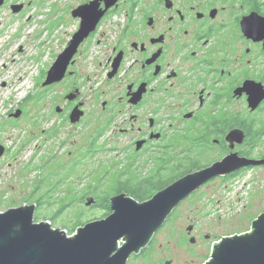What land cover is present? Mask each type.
Returning a JSON list of instances; mask_svg holds the SVG:
<instances>
[{
	"label": "rangeland",
	"instance_id": "374dc122",
	"mask_svg": "<svg viewBox=\"0 0 264 264\" xmlns=\"http://www.w3.org/2000/svg\"><path fill=\"white\" fill-rule=\"evenodd\" d=\"M86 1L8 0L0 13L4 32L0 37V142L5 147L0 159V211L24 202L35 203V221L51 219L48 221L52 227L64 229L68 235L79 224L107 216L100 205H85V198L113 195L121 172L134 175L132 181L153 174L163 179L173 176V181L192 162L206 166L222 157L220 147L213 143L206 148L194 146L192 152L171 158L169 151L140 155L131 151L128 145L134 133L125 129L130 127V115L143 110L116 104L120 88L93 65L85 67L83 59L79 60L77 76L52 87L42 85L47 70L78 26L71 11ZM205 1L226 9L232 7L235 13L243 11L239 0ZM20 2L28 10L13 14L8 5ZM116 13L109 20L122 23L125 13ZM96 55L100 57L98 50ZM97 59L94 56L89 60L97 65ZM73 82L80 87L84 103V108L80 107L83 115L76 123L55 111L56 106L62 109L69 100V93L65 95L64 91ZM100 130L103 133L93 141ZM202 131L197 127L198 134ZM263 212L264 167L252 166L239 174L217 176L173 209L145 257L127 263L150 264L161 256L171 259L172 264H204L221 236L249 231L251 221ZM76 220L79 224L70 234ZM190 225L193 233L187 231ZM191 236L195 237L193 243L189 242Z\"/></svg>",
	"mask_w": 264,
	"mask_h": 264
},
{
	"label": "flooded vegetation",
	"instance_id": "af4514ba",
	"mask_svg": "<svg viewBox=\"0 0 264 264\" xmlns=\"http://www.w3.org/2000/svg\"><path fill=\"white\" fill-rule=\"evenodd\" d=\"M239 1L243 11L235 13L232 7H218L213 1L205 0H118L81 42L65 76L57 83L77 76L79 60L83 59L87 63L85 67L93 65L107 81L117 85L120 94L116 104L143 110L130 115V127L125 129L134 133L128 148L137 155L169 151L171 158L192 152L194 146L206 148L213 143L220 147L222 157L235 153L238 157L261 160L264 158V21L248 19L247 23L256 32L246 34L241 20L252 12L264 17V1ZM7 4L8 0H1L0 13ZM18 4L19 12H13L12 3L8 5L13 14L28 10L23 3ZM117 11L125 13L122 23L109 20ZM77 19L74 32L80 23V18ZM1 27L0 21V37L4 35ZM94 56L98 58L97 65L89 60ZM113 63L116 67L109 77ZM139 88L141 93L136 98L134 94ZM79 90L73 82L64 91L65 95L74 91L76 96L66 101L62 109L59 107V111L55 110L63 118L68 119L70 110L82 101ZM80 103L84 108L83 101ZM143 119L145 123L141 122ZM135 123H139L137 128ZM197 127L203 129L202 133H197ZM232 130L240 132L238 141H230ZM0 149L1 159L5 153L1 142ZM252 166L264 167V164L244 166L222 177L248 171ZM190 226L193 233V225ZM157 231L148 246L131 254L128 262L146 256ZM150 264H172V261L159 256Z\"/></svg>",
	"mask_w": 264,
	"mask_h": 264
},
{
	"label": "water",
	"instance_id": "95a60500",
	"mask_svg": "<svg viewBox=\"0 0 264 264\" xmlns=\"http://www.w3.org/2000/svg\"><path fill=\"white\" fill-rule=\"evenodd\" d=\"M117 2L90 0L71 11L72 17L80 18L79 27L47 70L43 86L63 79L81 42ZM20 8L21 5L12 6L13 12H18ZM250 18L258 19L259 23L264 21V17L255 12L243 17L241 25L246 34L256 32V28L247 23ZM115 67L116 63H113L109 77ZM140 93L139 88L134 97L138 98ZM75 96V93H69L66 98L72 100ZM81 105L78 103L71 109V123H76L83 115ZM55 110L59 111V106ZM240 136L237 130L229 133L231 142L238 141ZM137 143L139 148L140 141ZM261 164H264V158L250 160L229 153L177 178L144 201L140 202L126 193H115L109 197L110 213L107 216L77 227L71 235H67L64 229L52 227L48 220L35 221V203L24 202L9 207L0 211V264H126L131 254H137L148 246L173 209L203 184L238 168ZM93 201L92 197H88L85 204L90 205ZM191 230L192 226H188V233ZM194 241V237L189 238L190 243ZM204 264H264V213L251 221L249 231L221 236L212 245Z\"/></svg>",
	"mask_w": 264,
	"mask_h": 264
},
{
	"label": "trees",
	"instance_id": "16d2710c",
	"mask_svg": "<svg viewBox=\"0 0 264 264\" xmlns=\"http://www.w3.org/2000/svg\"><path fill=\"white\" fill-rule=\"evenodd\" d=\"M102 133L103 132L100 130L98 133L94 134V136L92 137L93 141L96 140V138ZM92 147H93V144L91 148ZM204 166L205 165L198 164L197 161H195L194 163L192 162L188 164L187 167L182 171L183 174L180 177H182L183 175H185L186 173L190 171L202 168ZM155 173H157V175L160 174L157 170L155 171ZM127 174L128 172H121L120 175H118L119 178L117 177L116 179V186L114 188V194L115 193H126L138 201H144L148 199L147 197H149L150 192L160 190L174 181V180L171 181L173 176L168 179H163L164 177H162L161 175L156 176V174H153L148 177H141L133 181H132V178L134 175L128 174L129 176L128 178L126 177L125 179H122V175H127ZM87 198L88 197L85 198V201L87 200ZM92 198L94 199V201L90 204V206L100 205L102 208H105L106 210L105 215H108L110 213L109 196L107 193L101 196L99 195L98 198L96 199L94 197ZM47 220L51 221V219H47ZM78 224H79V220H76L73 224V227L69 229V232L72 233L75 229V226ZM79 225H82V224H79Z\"/></svg>",
	"mask_w": 264,
	"mask_h": 264
},
{
	"label": "bare ground",
	"instance_id": "6f19581e",
	"mask_svg": "<svg viewBox=\"0 0 264 264\" xmlns=\"http://www.w3.org/2000/svg\"><path fill=\"white\" fill-rule=\"evenodd\" d=\"M20 78L22 79V77H20ZM24 80H25V79H24ZM20 83H22V82H20ZM20 83H19V84H20ZM15 87H17V86H15ZM24 90H25V89H24Z\"/></svg>",
	"mask_w": 264,
	"mask_h": 264
},
{
	"label": "built area",
	"instance_id": "2783aa9c",
	"mask_svg": "<svg viewBox=\"0 0 264 264\" xmlns=\"http://www.w3.org/2000/svg\"><path fill=\"white\" fill-rule=\"evenodd\" d=\"M66 234L68 235V232L65 230ZM74 233V232H73ZM71 234V233H70Z\"/></svg>",
	"mask_w": 264,
	"mask_h": 264
}]
</instances>
